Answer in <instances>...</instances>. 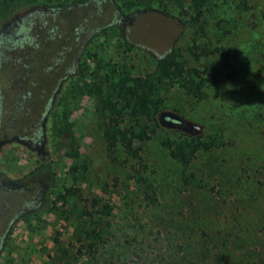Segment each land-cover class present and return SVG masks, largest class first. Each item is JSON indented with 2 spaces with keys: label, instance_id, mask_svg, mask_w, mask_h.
Here are the masks:
<instances>
[{
  "label": "rangeland",
  "instance_id": "rangeland-1",
  "mask_svg": "<svg viewBox=\"0 0 264 264\" xmlns=\"http://www.w3.org/2000/svg\"><path fill=\"white\" fill-rule=\"evenodd\" d=\"M242 1L214 0L203 33L185 23L189 0L0 5V31L15 23L20 31L8 50L0 46V264H264V0ZM221 46L226 55L192 54ZM173 48L214 76L207 98L187 96L176 81L160 94L162 123L142 144L144 165L121 147L114 164L101 139L102 78L118 81L113 69L122 65L152 75L155 59ZM168 113L199 131L173 126ZM183 135L217 146L185 169L162 145ZM40 165L49 168L32 174ZM70 187L83 198H63ZM144 190H155V206ZM85 207L108 231L96 258L78 251L90 228Z\"/></svg>",
  "mask_w": 264,
  "mask_h": 264
},
{
  "label": "trees",
  "instance_id": "trees-1",
  "mask_svg": "<svg viewBox=\"0 0 264 264\" xmlns=\"http://www.w3.org/2000/svg\"><path fill=\"white\" fill-rule=\"evenodd\" d=\"M17 1L0 0V5L8 11V8ZM189 2L192 12L185 14L187 17L185 23L197 29L196 33L197 31L203 33L202 23L205 9L211 6L214 0H189ZM241 4L247 6L244 0ZM17 32L20 31L13 24L6 26L4 31H0V46L4 51L8 50L12 43L17 42V39L12 40L13 35ZM9 39H11V42H9ZM192 43L195 50L200 48L196 38H193ZM214 53H220L223 56L228 53V50L222 46L215 47L213 50L205 47L200 53L192 50V54L197 58ZM113 72L119 73V80L115 81L108 75L105 76L102 78L98 94L100 109L104 115L101 139L114 164L119 163L118 149L121 147L128 157L135 159L140 165H144L142 144L151 140L162 123L161 120L156 118L162 103L161 93H169L174 83L180 80L187 96L202 101L208 96L206 82L209 79H214L211 74L206 76L207 70L189 67L180 48H173L162 57L155 59V72L152 75L132 76L125 65H122L119 70L113 69ZM127 116L134 120V123L130 126L125 124ZM139 118H147L150 123L140 124ZM183 136L177 138L168 136L162 141V145L168 149L174 163L185 169L190 166L199 152L210 151L217 146L216 141L211 139L204 140L202 137L197 136ZM46 167L49 168L47 165L37 166L32 174H38ZM22 182H24V179ZM108 192L109 186L104 185L103 193ZM65 197H80L82 199L83 195L79 188L70 187L65 190L63 198ZM143 199L148 207L155 206L158 203L155 190H144ZM112 209L113 207L109 201L100 205L102 215H111ZM261 211H264V200L261 203ZM85 215L90 217V228L86 232V242L81 244L78 251L82 255L88 253L92 258H96L99 247L106 245L109 241L108 231L99 227L88 207H85ZM140 242L137 237H132L129 240V243Z\"/></svg>",
  "mask_w": 264,
  "mask_h": 264
},
{
  "label": "water",
  "instance_id": "water-1",
  "mask_svg": "<svg viewBox=\"0 0 264 264\" xmlns=\"http://www.w3.org/2000/svg\"><path fill=\"white\" fill-rule=\"evenodd\" d=\"M164 115H168L170 118L173 119L171 122L173 126H177L184 130H189L192 133H196L200 129V127L197 124L190 122L189 120L185 119L184 117L180 116L177 113H168Z\"/></svg>",
  "mask_w": 264,
  "mask_h": 264
},
{
  "label": "flooded vegetation",
  "instance_id": "flooded-vegetation-1",
  "mask_svg": "<svg viewBox=\"0 0 264 264\" xmlns=\"http://www.w3.org/2000/svg\"><path fill=\"white\" fill-rule=\"evenodd\" d=\"M18 21L21 22L20 24L23 25V26L28 24L26 21L24 22L22 19H19ZM17 24L18 23H15L14 25L19 26V24L18 25Z\"/></svg>",
  "mask_w": 264,
  "mask_h": 264
}]
</instances>
